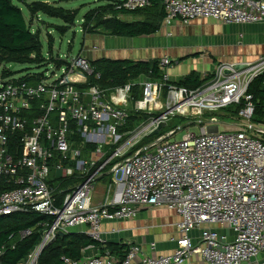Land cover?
<instances>
[{
  "label": "built area",
  "instance_id": "obj_1",
  "mask_svg": "<svg viewBox=\"0 0 264 264\" xmlns=\"http://www.w3.org/2000/svg\"><path fill=\"white\" fill-rule=\"evenodd\" d=\"M150 3L120 0L127 11ZM163 4L165 25L196 18L264 22V0H164ZM64 60L62 74L54 79L44 75L37 82L14 75L0 81V217L24 210L51 217L25 264H37L59 232L80 226L104 245L105 222L133 220L141 209L149 208H165L179 217L177 245L171 252L158 253L153 242L146 253L128 242L122 259L106 250L79 260L63 256L58 264H264V127L250 122L254 105L249 93L251 82L264 71V55L254 62H221L204 75L210 79L201 86L168 84L165 95L169 78L164 70L171 61L164 57L163 81L141 80V98L134 103L133 83L79 88L77 84L100 74L84 56ZM233 105H241L242 120L235 128L220 130L219 117H202ZM130 108L160 114L121 132ZM174 115L200 118L199 132L187 131L175 140L174 128L126 156L164 124L162 131ZM73 133L80 135L81 144H74ZM88 144L96 146L89 158L84 156ZM106 168L118 175L122 191L93 205L92 190ZM52 174L62 178L77 174L82 179L58 201L57 188L49 183ZM195 228L201 229L196 241L190 236ZM28 234L29 230L24 232Z\"/></svg>",
  "mask_w": 264,
  "mask_h": 264
},
{
  "label": "trees",
  "instance_id": "obj_2",
  "mask_svg": "<svg viewBox=\"0 0 264 264\" xmlns=\"http://www.w3.org/2000/svg\"><path fill=\"white\" fill-rule=\"evenodd\" d=\"M70 1L76 0H55L53 3L42 0H0V68H5L1 70L3 77L14 76L16 73L7 69V64L34 65L41 64L45 59L42 53L40 30H33L32 24L26 21L22 9L15 3L24 4L28 8L31 14L30 20L41 14L61 19L64 24L54 25V27L64 35L75 25L79 9H66L58 6V3ZM96 1L99 4L90 8L83 15L81 29L84 34L106 33L117 37L151 35L159 30L161 20L165 17L164 0H150V6L136 11L125 10L120 6V0ZM50 60L58 67L65 62L64 59L53 55L50 56ZM90 62L95 74L99 73L100 78H96V75L89 76L87 82L77 84L79 88L86 89L92 85L115 88L133 83L130 96L132 103L141 98L142 87L139 91L141 80L163 81V71L160 70V61L158 60L132 61L99 58L90 60ZM43 76L44 73L34 74V77L29 79V73H27L21 79L38 82ZM209 79L210 76L201 79L197 72H191L177 82H166L163 94H166L168 84L197 88ZM249 93L252 95L254 105L252 119L256 122H264V71L251 82ZM240 108L241 105L228 107L229 111L234 114H238ZM128 112L127 124L120 129L121 132L133 130L151 117L160 114V112L137 111L132 108L128 109ZM182 118L187 121L189 119ZM163 133L160 131L157 135L150 134L144 137L126 156L141 150ZM71 139L75 145L82 142L78 133L71 134ZM95 148V145H86L84 156ZM81 179L77 174L69 178H62L60 174H52L49 183L57 188V199L62 201L70 187H74ZM47 222H51L50 216L26 210L0 217V264H25L29 254L39 244L44 230L43 224ZM27 230L30 231V234L24 235ZM89 247L98 248L100 253L108 250L122 259L125 256L127 244L107 242L103 245L86 232L70 231L66 235H58L48 244L40 253L37 264H58L63 256L79 260L85 256Z\"/></svg>",
  "mask_w": 264,
  "mask_h": 264
},
{
  "label": "crops",
  "instance_id": "obj_3",
  "mask_svg": "<svg viewBox=\"0 0 264 264\" xmlns=\"http://www.w3.org/2000/svg\"><path fill=\"white\" fill-rule=\"evenodd\" d=\"M163 20L159 30L151 35L117 37L106 33L86 34L92 45L83 47L79 55L89 61L108 58L161 62L166 57L171 64L165 67L164 72L172 82L191 72H197L203 79L221 62H254L264 55V22L234 24L196 18L188 23L176 20L165 25ZM85 157L89 158L90 153ZM116 177L118 175L109 168L102 172L92 190L91 204L98 205L106 196L112 199L122 191ZM145 211H149L151 216H142ZM179 220L165 208L141 209L133 220L105 222L103 237L110 243L138 244L146 253H149V244L154 242L158 253H169L177 245L174 238L177 237ZM86 229L80 226L71 231L85 232ZM96 254H100L99 249L89 247L85 256Z\"/></svg>",
  "mask_w": 264,
  "mask_h": 264
},
{
  "label": "rangeland",
  "instance_id": "obj_4",
  "mask_svg": "<svg viewBox=\"0 0 264 264\" xmlns=\"http://www.w3.org/2000/svg\"><path fill=\"white\" fill-rule=\"evenodd\" d=\"M47 1V0H42ZM49 1V0H48ZM53 3V0L49 1ZM23 11V15L26 21L29 24H32L33 30H40V40L42 43V53L44 56V60L41 64H19V63H11L7 64L6 68L11 71L16 72V77H22L27 73L33 74H43L46 77H50V79H54L55 77L62 74V67H58L53 61L50 60V56L60 57V59L65 58H74L77 57L83 47H87L92 45L88 39H86V34L82 32L81 22L83 15L92 7L99 4L96 0H76L70 2H62L58 3V6L64 7L66 9H79V13L77 15L76 23L72 26L64 35L61 34L54 25H62L64 24L61 19L52 18L46 16L44 14L39 15L38 17L31 19V14L28 8L21 3L16 2ZM52 42V45H50ZM52 54V55H51ZM5 68H0V81L2 78L1 70ZM56 74V76L53 75ZM139 91L141 90V85L139 84ZM141 97V94H140ZM164 98V96H162ZM132 105V103H131ZM233 107V106H232ZM230 108V107H229ZM230 109L226 108L224 110H220L215 113H205L202 117L205 119L210 116L219 117L221 124L219 125L220 130H224L227 128H235V123L242 120L238 114H234ZM197 119V120H196ZM198 119L200 118H192L184 120L181 116L174 115L170 118L168 124L162 129L163 132L170 131L171 129L176 128L177 133L173 136L172 139L179 140L181 137L187 132H199ZM194 120V121H193ZM197 122H196V121ZM191 122V123H190ZM194 122V123H193ZM251 124L254 127L262 125L264 127V122H256L253 119L250 120ZM188 129V130H187ZM142 216H151L149 211L143 212ZM201 234V229L195 228L190 232V236L194 241Z\"/></svg>",
  "mask_w": 264,
  "mask_h": 264
},
{
  "label": "water",
  "instance_id": "obj_5",
  "mask_svg": "<svg viewBox=\"0 0 264 264\" xmlns=\"http://www.w3.org/2000/svg\"><path fill=\"white\" fill-rule=\"evenodd\" d=\"M163 125H164V124L158 126L155 130H153V131L151 132V135H157V134L159 133L161 127H162ZM66 234H67V233L59 232L58 235H62V236H63V235H66Z\"/></svg>",
  "mask_w": 264,
  "mask_h": 264
}]
</instances>
